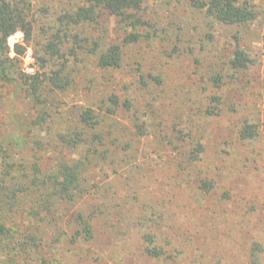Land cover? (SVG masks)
Returning a JSON list of instances; mask_svg holds the SVG:
<instances>
[{
  "label": "rangeland",
  "instance_id": "1",
  "mask_svg": "<svg viewBox=\"0 0 264 264\" xmlns=\"http://www.w3.org/2000/svg\"><path fill=\"white\" fill-rule=\"evenodd\" d=\"M208 1L145 0L126 20L94 7L81 21L71 16L87 0H15L31 35L9 38V72L20 86L22 76L56 74L70 85L30 101L20 86L0 84V161L49 171L88 155V144L74 151L56 139L81 131L78 113L92 108L112 143L91 156L87 176L111 185L125 218L142 213V232H161L178 264H241L252 242L264 264V0H235L251 11L244 23L214 18ZM111 45L123 60L104 69ZM236 50L250 58L246 67L233 65ZM246 124L260 127L258 138H239ZM97 235L79 264L100 261L95 251L110 237Z\"/></svg>",
  "mask_w": 264,
  "mask_h": 264
},
{
  "label": "trees",
  "instance_id": "2",
  "mask_svg": "<svg viewBox=\"0 0 264 264\" xmlns=\"http://www.w3.org/2000/svg\"><path fill=\"white\" fill-rule=\"evenodd\" d=\"M87 1L90 6L80 7L71 16L72 19L89 20L94 7H99L126 20L130 17V12L138 11L145 0ZM15 4V0H0L2 89L4 85L20 86L16 74L9 72L8 64L13 65L3 51L4 48H9V38L18 29L27 38L31 35L23 10ZM204 5L207 13L226 23H244L252 15L250 10L238 5L235 0H209ZM16 53L21 54L18 45ZM122 55L118 45H111L100 56V66L104 69L119 68ZM234 55L235 67H246L251 61L242 50H236ZM22 79L19 91L30 101L38 99L46 87L62 92L70 85L68 78L63 82L64 79L59 74L43 80L30 81L24 76ZM114 99L116 100V96ZM106 113L113 114V111L107 109ZM77 118L75 124L82 127L81 131L66 130L56 140L62 147H70L74 151L79 145L88 144V155L80 154L79 158L74 155L70 162L63 158L62 163L49 171L42 170L36 161L25 166L11 164L6 157L1 159L0 264H79V260L87 252L85 246L96 248L98 228L109 233L110 242L95 251V254L102 253L98 256L100 261L97 264H178L180 256L173 255V247L165 246L161 232H142V213H134L136 215L130 218L126 213L125 218L122 213H125L123 207L126 206L114 203L116 193L112 194L110 191L111 185L104 188V185L91 184L87 176V167L93 159L91 156L98 153V147L109 146L112 142L102 129L104 117L99 116L94 109H81ZM33 124L43 123L37 118L33 120ZM259 135L260 127L257 125L246 124L239 131V138L244 141L255 140ZM13 138L16 139L17 136ZM93 148L95 149L92 151ZM121 151L124 152V149ZM34 158L37 159L36 156ZM127 197L129 200V196H125L123 201H127ZM115 206L121 208L113 215L112 208ZM117 216L124 219V229L115 225V222H120ZM254 245L252 242L241 264H259L260 256L255 253ZM79 250L84 255L81 256L82 252L78 255ZM77 257L80 259L77 260Z\"/></svg>",
  "mask_w": 264,
  "mask_h": 264
}]
</instances>
